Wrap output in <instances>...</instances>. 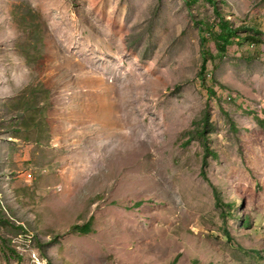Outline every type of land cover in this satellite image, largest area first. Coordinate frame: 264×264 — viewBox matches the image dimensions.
<instances>
[{
	"label": "rangeland",
	"instance_id": "374dc122",
	"mask_svg": "<svg viewBox=\"0 0 264 264\" xmlns=\"http://www.w3.org/2000/svg\"><path fill=\"white\" fill-rule=\"evenodd\" d=\"M0 264H264V0H0Z\"/></svg>",
	"mask_w": 264,
	"mask_h": 264
},
{
	"label": "trees",
	"instance_id": "16d2710c",
	"mask_svg": "<svg viewBox=\"0 0 264 264\" xmlns=\"http://www.w3.org/2000/svg\"><path fill=\"white\" fill-rule=\"evenodd\" d=\"M235 37H238L236 34V31L233 30L228 25H226L224 27V34L222 36H220V38L222 40V44H224V45L229 44L231 42V39L235 38ZM201 41H202V45H203L204 39L202 38ZM204 70H205V57L203 60L202 72H204ZM205 122H208V117L205 118ZM203 148H204V158H206L208 155L212 154V152L210 151V149H209V147L205 141L203 142ZM205 164H206L205 161H203V167H205ZM202 176L203 177L205 176L204 172H202ZM215 190H213L215 202H216V205L220 206L222 204V200H221L219 194L217 193V189H215Z\"/></svg>",
	"mask_w": 264,
	"mask_h": 264
}]
</instances>
